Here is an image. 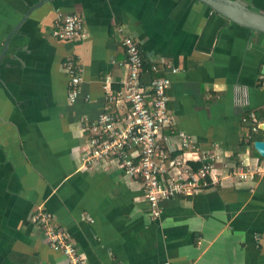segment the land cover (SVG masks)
I'll list each match as a JSON object with an SVG mask.
<instances>
[{"label": "crops", "instance_id": "crops-1", "mask_svg": "<svg viewBox=\"0 0 264 264\" xmlns=\"http://www.w3.org/2000/svg\"><path fill=\"white\" fill-rule=\"evenodd\" d=\"M264 11V0H240ZM57 12L79 13L85 36L53 35ZM139 40L146 62L167 63L163 148L197 166L217 153L215 186L160 202L153 219L140 182L118 163H81L87 131L106 106L102 84L121 86L117 27ZM83 66L67 97L66 57ZM150 74H142L149 97ZM264 33L198 0H0V264H67L30 221L40 206L69 235L85 264H264V171L250 114L264 122ZM115 108V107H114ZM118 110V109H117ZM188 134L194 148L181 145Z\"/></svg>", "mask_w": 264, "mask_h": 264}, {"label": "built area", "instance_id": "built-area-1", "mask_svg": "<svg viewBox=\"0 0 264 264\" xmlns=\"http://www.w3.org/2000/svg\"><path fill=\"white\" fill-rule=\"evenodd\" d=\"M119 41L125 51V69L121 86L113 89L108 77L102 84L106 91V106L98 116L84 124L87 131L86 143L80 156L84 167L92 168L107 161H115L124 174L136 178L144 192L147 210L153 219L160 217V202L175 195L196 193L201 188L215 186L219 177L213 174L217 153H203L199 164L193 166L186 158L163 148L166 140L162 129L172 123L168 112V88L170 78L166 72H174L176 67L167 63L151 61L150 70L155 74L149 83L150 96L145 93L142 74L146 71V59L139 47V40L130 32L117 27ZM52 33L59 39H77L85 36L82 17L79 13L57 12ZM64 68L68 74L67 97L74 102L80 92L83 66L73 56L66 57ZM264 80V76H261ZM264 84V82H262ZM115 107V108H114ZM118 109V110H117ZM251 130L258 129L259 120L250 114ZM181 145L193 147V139L178 132ZM264 171V160L249 171L232 168L229 175L236 180L250 179L255 171ZM44 208L38 207L30 216V221L41 228L49 246L60 252L67 264H85L84 256L70 240L68 233L52 218ZM165 264H169L165 262Z\"/></svg>", "mask_w": 264, "mask_h": 264}, {"label": "water", "instance_id": "water-1", "mask_svg": "<svg viewBox=\"0 0 264 264\" xmlns=\"http://www.w3.org/2000/svg\"><path fill=\"white\" fill-rule=\"evenodd\" d=\"M206 4L214 12L227 18L231 22L241 24L248 28L264 33V11L255 10L240 0H198ZM264 131V122L259 123ZM255 147L264 155V138L256 141Z\"/></svg>", "mask_w": 264, "mask_h": 264}, {"label": "trees", "instance_id": "trees-1", "mask_svg": "<svg viewBox=\"0 0 264 264\" xmlns=\"http://www.w3.org/2000/svg\"><path fill=\"white\" fill-rule=\"evenodd\" d=\"M145 69L150 74L149 76H150V79H151V77L154 76L155 74L150 70V64L147 63L146 61H145Z\"/></svg>", "mask_w": 264, "mask_h": 264}]
</instances>
